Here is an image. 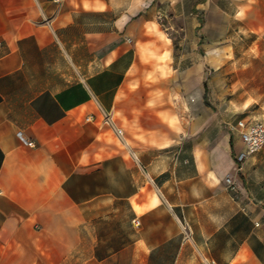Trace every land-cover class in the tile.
Segmentation results:
<instances>
[{
	"label": "crops",
	"instance_id": "0c3cea01",
	"mask_svg": "<svg viewBox=\"0 0 264 264\" xmlns=\"http://www.w3.org/2000/svg\"><path fill=\"white\" fill-rule=\"evenodd\" d=\"M228 45L264 89V0H0V264H264V147L237 171L232 129L264 93L207 99Z\"/></svg>",
	"mask_w": 264,
	"mask_h": 264
},
{
	"label": "rangeland",
	"instance_id": "374dc122",
	"mask_svg": "<svg viewBox=\"0 0 264 264\" xmlns=\"http://www.w3.org/2000/svg\"><path fill=\"white\" fill-rule=\"evenodd\" d=\"M241 37H244L242 34ZM226 43V42H224ZM247 40H240V45L246 47ZM175 50L178 51L181 47V43L177 38L174 40ZM213 56V55H212ZM214 57V56H213ZM217 67L206 66V75L208 80L207 99L210 103V107L214 110L222 109L223 113H230L237 119L245 113H242L243 106L251 99V95H257L255 93H264V89L252 90L246 88L247 84V70L237 69V64L232 63V52L230 46L224 47L221 57H217ZM247 61V59H245ZM221 65V66H220ZM264 96V95H262ZM264 98L261 97L260 100ZM230 108H234V112L230 111ZM236 108V109H235Z\"/></svg>",
	"mask_w": 264,
	"mask_h": 264
},
{
	"label": "built area",
	"instance_id": "2783aa9c",
	"mask_svg": "<svg viewBox=\"0 0 264 264\" xmlns=\"http://www.w3.org/2000/svg\"><path fill=\"white\" fill-rule=\"evenodd\" d=\"M55 2H59L61 0H52ZM103 121L110 125H113V120L111 118L110 113L103 111ZM116 133L121 136L122 130L121 128L114 127ZM232 129H236L239 134V138L242 141L241 149L235 154V161L237 165V171L242 169V164L245 160L252 155L253 153L260 150L264 147V122L255 119H239L236 124L232 126ZM20 138L29 145H34V140H28L21 136V132H18ZM226 184L228 188L232 191H238V185L236 180L231 178L230 176L225 177ZM136 223L138 221L136 220Z\"/></svg>",
	"mask_w": 264,
	"mask_h": 264
}]
</instances>
